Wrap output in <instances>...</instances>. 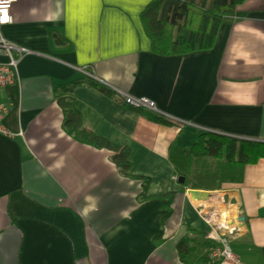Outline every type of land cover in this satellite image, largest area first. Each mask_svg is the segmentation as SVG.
Returning <instances> with one entry per match:
<instances>
[{
    "label": "crops",
    "instance_id": "crops-1",
    "mask_svg": "<svg viewBox=\"0 0 264 264\" xmlns=\"http://www.w3.org/2000/svg\"><path fill=\"white\" fill-rule=\"evenodd\" d=\"M151 1L12 5L0 39L26 54L11 53L15 82L0 89L2 124L22 134H0V264H264V158L215 189L179 183L169 159L205 133L264 143V0L224 15L211 49L165 56L144 31ZM119 93L158 112L131 109ZM60 99H72L77 131ZM120 149L125 173L113 160ZM188 190L207 197L203 208ZM206 209L224 213L235 261L209 260L222 245Z\"/></svg>",
    "mask_w": 264,
    "mask_h": 264
},
{
    "label": "trees",
    "instance_id": "trees-1",
    "mask_svg": "<svg viewBox=\"0 0 264 264\" xmlns=\"http://www.w3.org/2000/svg\"><path fill=\"white\" fill-rule=\"evenodd\" d=\"M245 0H152L142 11V22L156 55H178L206 51L212 48L222 17L230 14ZM104 90V88L99 87ZM109 92V91H107ZM72 100V99H71ZM71 100L60 99L65 106V127L73 132L79 129V116ZM83 132V131H82ZM89 142L105 146L95 135ZM113 160L122 172L129 169L128 151L120 149ZM211 158V165L203 169L196 160ZM264 158V143L234 139L211 133L202 134L188 150L170 149L169 159L185 185L216 188L221 183L238 181L245 165ZM146 185L143 186L145 191ZM201 189V188H200ZM145 199L146 196L142 195ZM183 251L184 249H180Z\"/></svg>",
    "mask_w": 264,
    "mask_h": 264
},
{
    "label": "built area",
    "instance_id": "built-area-1",
    "mask_svg": "<svg viewBox=\"0 0 264 264\" xmlns=\"http://www.w3.org/2000/svg\"><path fill=\"white\" fill-rule=\"evenodd\" d=\"M17 0H0V18L7 17V19H0V26H5L11 23L10 9L12 5ZM16 51L18 57L26 54V51L15 48L12 44L0 39V52L5 53L9 56V62L7 64H0V89H4L15 82V72L16 61L11 57V53ZM121 101L129 108L133 109H145L151 112H158L155 103L145 97H133L124 93H119ZM7 112V108L0 104V134L8 137L14 138V136H21V133L12 134L7 128L2 124V119L4 114ZM207 223L210 227L209 231L211 236L215 240L219 241L222 246H217L209 249L208 258L212 262H222V261H235L236 257L229 251L225 245V241L220 236L223 234L227 227L224 223V217L216 215L211 209H208L206 214Z\"/></svg>",
    "mask_w": 264,
    "mask_h": 264
},
{
    "label": "water",
    "instance_id": "water-1",
    "mask_svg": "<svg viewBox=\"0 0 264 264\" xmlns=\"http://www.w3.org/2000/svg\"><path fill=\"white\" fill-rule=\"evenodd\" d=\"M177 181H178L179 183L183 184V183H184V177L179 176V177L177 178ZM187 193H188V195H189V197H190L191 202H192L196 207H198V208H203V207L205 206L204 202H203L201 199H199V198L197 197V193H198L197 190H188ZM238 220H243V217H240Z\"/></svg>",
    "mask_w": 264,
    "mask_h": 264
},
{
    "label": "bare ground",
    "instance_id": "bare-ground-1",
    "mask_svg": "<svg viewBox=\"0 0 264 264\" xmlns=\"http://www.w3.org/2000/svg\"><path fill=\"white\" fill-rule=\"evenodd\" d=\"M199 196H200V198H201L202 201H204V200L207 199V197L203 193H199ZM219 216H220V218L221 217H225L224 213L220 214Z\"/></svg>",
    "mask_w": 264,
    "mask_h": 264
},
{
    "label": "clouds",
    "instance_id": "clouds-1",
    "mask_svg": "<svg viewBox=\"0 0 264 264\" xmlns=\"http://www.w3.org/2000/svg\"><path fill=\"white\" fill-rule=\"evenodd\" d=\"M131 109H133V108H131ZM141 109V108H140ZM198 193H200V191H198ZM197 193V194H198ZM199 198V197H198ZM200 199V198H199ZM225 218V217H224ZM225 226L227 227V225L225 224ZM228 231V227H227V230L224 232V234L226 233ZM223 234V235H224ZM223 239H224V237H222ZM224 241H225V239H224ZM225 245H226V243H225ZM227 246V245H226ZM228 248V247H227ZM229 249V248H228ZM230 251V250H229ZM208 254H209V251H208Z\"/></svg>",
    "mask_w": 264,
    "mask_h": 264
},
{
    "label": "snow or ice",
    "instance_id": "snow-or-ice-1",
    "mask_svg": "<svg viewBox=\"0 0 264 264\" xmlns=\"http://www.w3.org/2000/svg\"><path fill=\"white\" fill-rule=\"evenodd\" d=\"M0 19H7V17L5 16V17H3V18H0Z\"/></svg>",
    "mask_w": 264,
    "mask_h": 264
},
{
    "label": "rangeland",
    "instance_id": "rangeland-1",
    "mask_svg": "<svg viewBox=\"0 0 264 264\" xmlns=\"http://www.w3.org/2000/svg\"><path fill=\"white\" fill-rule=\"evenodd\" d=\"M213 161V160H212ZM211 162V161H210ZM206 212L208 213V209H206Z\"/></svg>",
    "mask_w": 264,
    "mask_h": 264
}]
</instances>
